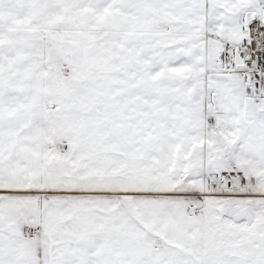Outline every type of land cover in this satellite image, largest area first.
I'll list each match as a JSON object with an SVG mask.
<instances>
[{
  "label": "snow or ice",
  "instance_id": "1",
  "mask_svg": "<svg viewBox=\"0 0 264 264\" xmlns=\"http://www.w3.org/2000/svg\"><path fill=\"white\" fill-rule=\"evenodd\" d=\"M0 264H264V0H0Z\"/></svg>",
  "mask_w": 264,
  "mask_h": 264
}]
</instances>
